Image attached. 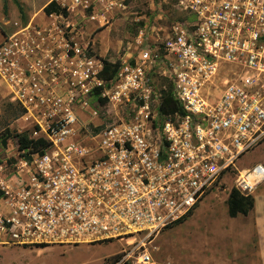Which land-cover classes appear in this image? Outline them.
<instances>
[{
	"label": "built area",
	"instance_id": "1",
	"mask_svg": "<svg viewBox=\"0 0 264 264\" xmlns=\"http://www.w3.org/2000/svg\"><path fill=\"white\" fill-rule=\"evenodd\" d=\"M176 4L180 20L112 80L98 78L102 61L87 45H68L70 87L105 95L104 86H113V98L130 97L131 117L97 125L94 136L80 140L66 103L59 120L44 125L46 148L15 160L17 183L0 177L1 244L120 241L127 248L114 264H152L147 243L187 218L224 178L234 177L232 188L245 197L264 184V165L238 169L264 142V0ZM14 48L22 49L16 41L0 44V75L26 112L37 110L49 101L35 80L22 85ZM156 65L159 76L149 81ZM167 84L183 115L160 114Z\"/></svg>",
	"mask_w": 264,
	"mask_h": 264
},
{
	"label": "rangeland",
	"instance_id": "2",
	"mask_svg": "<svg viewBox=\"0 0 264 264\" xmlns=\"http://www.w3.org/2000/svg\"><path fill=\"white\" fill-rule=\"evenodd\" d=\"M51 2L0 0L4 41H16L22 47L14 48L17 72L25 80L22 85L27 88L35 80L39 93L49 101L14 119L13 113L21 105L13 99L11 83L0 75V136L6 128L11 133L6 146H0V164H6L0 172L3 179L18 180L13 175L15 160L42 147L34 143L46 142L44 125L57 122L68 103L74 116L68 125H75L73 137L80 140L94 136L97 125H120L131 117L130 97L113 98L117 92L113 86H104L106 96L103 90L83 95L70 87L71 76L64 70L68 45H87L96 57L118 61L121 67L137 59L147 45H157L161 34L181 17L177 0H107V7L96 0H65L58 5L65 16H47L43 8ZM158 71V65L151 69L149 81L159 76ZM155 84L159 88V81ZM72 93L75 95L69 101ZM20 136L31 143L22 148ZM257 163L264 165V142L241 158L238 169ZM233 181L234 177L224 178L184 221L147 243L145 249L152 264H264V251H260L264 250V184L255 192L247 216L229 218L225 201ZM126 248L120 241L19 249L0 243V264H114Z\"/></svg>",
	"mask_w": 264,
	"mask_h": 264
},
{
	"label": "trees",
	"instance_id": "3",
	"mask_svg": "<svg viewBox=\"0 0 264 264\" xmlns=\"http://www.w3.org/2000/svg\"><path fill=\"white\" fill-rule=\"evenodd\" d=\"M43 12L47 16H49L51 14H62L63 16L66 15L65 10L60 9L59 6L56 5L54 2H51L47 6H45L43 8ZM178 19L180 20V18H178ZM98 30H100V29H98ZM101 61H102V68L97 75L98 78L102 81L112 80L119 70L120 63L118 61L110 62L105 58H102ZM159 112H160V114H164V115H173V114L183 115L184 114L183 108L180 106V104L173 97L172 89L168 84H167V87L165 88V90H161V103L159 106ZM25 113H26V110L23 107H19L18 110L13 113V118L15 119V118L21 117ZM100 129H101V127H96L94 129L95 133H97ZM18 137H19V135H18ZM9 138H11V133L6 128L3 131L2 135L0 136V146H2L4 148L6 146V142ZM19 143L22 145V148H25V146L29 145L31 143V141H28V140H26L25 137L20 136ZM34 144H35V147H37V146H39V147L42 146V147H40L39 149H36V150L34 149V151H32L30 153L40 152L42 149L46 148V146H47L46 142H41V141L34 143ZM27 154H29V153H27ZM27 159H29V158H27ZM1 196H2V192L0 191V197ZM225 204H226L228 217L229 218H236L238 215L247 216L248 213L253 208L254 200H253L252 196H246V197L242 196L240 193H238L235 189L232 188L227 195ZM189 215H191V213ZM184 220H182V221H184ZM182 221H180V222H182ZM179 223H177V224H179Z\"/></svg>",
	"mask_w": 264,
	"mask_h": 264
},
{
	"label": "crops",
	"instance_id": "4",
	"mask_svg": "<svg viewBox=\"0 0 264 264\" xmlns=\"http://www.w3.org/2000/svg\"><path fill=\"white\" fill-rule=\"evenodd\" d=\"M3 19H2V16L0 15V21L2 22V27H0V44L2 43V42H4V40H5V34H6V32H5V29H3V27H4V23H3V21H2ZM3 29V30H2ZM12 158H13V156H11ZM9 158V157H8ZM9 160H11V159H9ZM8 160V161H9ZM6 163V162H5ZM6 167V164H4V163H1L0 164V168H5ZM14 175V174H13ZM8 179V178H7ZM9 180L10 181H12L13 182V179H11L10 177H9ZM17 180V179H16ZM17 183V181H15L14 180V183ZM261 222V221H260ZM262 223V222H261ZM260 224V223H259ZM262 239H263V236L261 237ZM19 247H21V246H15V248H18L19 249ZM260 251H264V250H262V249H260Z\"/></svg>",
	"mask_w": 264,
	"mask_h": 264
}]
</instances>
